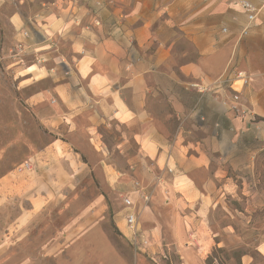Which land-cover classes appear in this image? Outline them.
Segmentation results:
<instances>
[{"label":"crops","instance_id":"0c3cea01","mask_svg":"<svg viewBox=\"0 0 264 264\" xmlns=\"http://www.w3.org/2000/svg\"><path fill=\"white\" fill-rule=\"evenodd\" d=\"M250 1L259 11L241 35L246 16L235 0H0L11 5L10 40L23 44L9 66L32 63L19 76L30 75L25 101L51 130L46 149L125 164L112 182L127 177L133 202L158 189L168 214L212 212L248 192L264 144V3ZM235 69L248 74L240 102L254 121L230 108L232 89L191 86Z\"/></svg>","mask_w":264,"mask_h":264},{"label":"rangeland","instance_id":"374dc122","mask_svg":"<svg viewBox=\"0 0 264 264\" xmlns=\"http://www.w3.org/2000/svg\"><path fill=\"white\" fill-rule=\"evenodd\" d=\"M10 7L0 5V264H264V144L253 155L248 192L221 198L212 212L165 213L158 189L148 201L133 198L147 240L134 244L122 203L128 178L109 175L129 167L93 166L76 149L56 156L46 149L51 130L25 101L30 75L19 76L31 60L9 66L19 61ZM25 162L30 168L18 170Z\"/></svg>","mask_w":264,"mask_h":264},{"label":"built area","instance_id":"2783aa9c","mask_svg":"<svg viewBox=\"0 0 264 264\" xmlns=\"http://www.w3.org/2000/svg\"><path fill=\"white\" fill-rule=\"evenodd\" d=\"M264 3V0H262ZM235 2L239 5L241 10L244 12L246 16V22L242 27L240 34L246 35L248 33L249 28L255 24L257 13L259 8L255 6L250 0H235ZM223 32L226 31V28L222 29ZM23 34L25 36L28 35L27 31H24ZM19 49L23 48V44L18 45ZM43 59L40 57L36 58V62H42ZM248 74L244 70H233L230 76L226 78H219L214 81L211 85L200 87L197 83H192L191 86L195 88H200L201 90H212L214 87L219 88H230L232 89V93L230 94V108L236 112L241 118L247 119L248 121L256 120V113L243 105L240 102L242 97V91L245 85L248 84ZM238 83V84H236ZM30 162H25L18 167V170L29 169ZM135 186L140 187L139 182H134ZM143 200L148 201L150 198L149 192H142ZM122 203L125 209V223L129 231V236L134 244H138L140 242L143 245L147 244V240L142 236L137 219V213L135 211V205L133 201L124 196L122 199Z\"/></svg>","mask_w":264,"mask_h":264}]
</instances>
